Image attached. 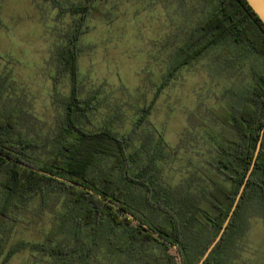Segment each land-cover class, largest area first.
<instances>
[{"label":"trees","instance_id":"1","mask_svg":"<svg viewBox=\"0 0 264 264\" xmlns=\"http://www.w3.org/2000/svg\"><path fill=\"white\" fill-rule=\"evenodd\" d=\"M97 1L64 9L53 0L74 20L53 58L55 88L61 77L70 87L58 98L60 110L46 141L22 133V114L3 97L0 84V227L24 222L20 215L27 211L34 216L49 212L44 240L32 248L58 264H178L173 246L182 264H198L218 236L261 139L231 220L202 263L230 264L233 244L245 235L249 220H264V24L245 0H200L202 16L176 47L161 87L211 51H221L227 66L243 59L258 66L252 68L251 86L231 93L228 106L211 110L221 126L211 134L215 155L198 169L200 176L172 187L161 179L162 136L156 138L148 128L139 135L149 106L139 109L125 134L106 126L87 129L94 105L93 97L80 93L78 43ZM139 136L140 144L132 149ZM26 247L22 243L4 253L0 243V264Z\"/></svg>","mask_w":264,"mask_h":264},{"label":"rangeland","instance_id":"2","mask_svg":"<svg viewBox=\"0 0 264 264\" xmlns=\"http://www.w3.org/2000/svg\"><path fill=\"white\" fill-rule=\"evenodd\" d=\"M56 1L65 9L84 0ZM93 6L77 60L81 96L93 97L87 129L106 126L125 134L139 109L149 106L139 135L148 128L156 138L162 136L161 179L174 187L200 176L198 169L215 155L211 134L221 130L211 110L228 106L231 93L251 86L252 68L258 65L243 59L227 66L221 51H211L181 67L161 87L176 47L202 16L201 1L98 0ZM73 20L53 0H0V84L3 97L20 110V129L29 138L46 141L60 110L58 98L69 93L66 77L54 86L53 58ZM35 215L27 211L20 215L24 222L7 221L0 227L4 253L22 243L28 246L6 264H58L32 248L42 243L51 221L47 211ZM230 261L264 264V220H249L245 235L233 244Z\"/></svg>","mask_w":264,"mask_h":264},{"label":"water","instance_id":"3","mask_svg":"<svg viewBox=\"0 0 264 264\" xmlns=\"http://www.w3.org/2000/svg\"><path fill=\"white\" fill-rule=\"evenodd\" d=\"M245 1H246L247 4L249 5V7L253 10V12L258 16V18H259V20L262 22V24H264V0H245ZM262 136H264V129H262V131H261V138H262ZM260 147H261V139H260V140L258 141V143H257L256 150H255V154H254V158H253V161H252L251 166H250V168H249V171H248L247 174H246L245 180H244V182H243V184H242V186H241V188H240V190H239V192H238V194H237V196H236V199H235V201H234V203H233V206H232V208H231V210H230V212H229V214H228V216H227V218H226V220H225V222H224V224H223V226H222V228H221V230H220L218 236H217L216 239L212 242V244L209 246V248H208L207 251L205 252L204 256H203V257L201 258V260L198 262V264H202V263L205 261V259H206V258L209 256V254L211 253V251H212V249L214 248V246H215V245L218 243V241L221 239V237H222V235H223V233H224V231H225V229H226L228 223L230 222L231 217H232V215H233V213H234V211H235V209H236V207H237V205H238V203H239V201H240V198H241L242 193H243V191H244V188H245V186H246L247 180H248V178H249V176H250V174H251V172H252V170H253V168H254V165H255L256 158H257V155H258V153H259ZM73 185L82 188V187L79 186V185H76V184H73ZM108 203H109L111 206H114V207H116L117 209L122 210V212H123L124 214H126L130 219H133V220H135V222L141 224V222H140L139 220L135 219L131 214L127 213L125 210L121 209V208L118 207V206H115L113 203H110V202H108ZM144 227H145V228H148L146 225H144ZM155 236L158 237L157 234H155ZM158 238H159V237H158ZM160 240H163V239L160 238ZM173 249L175 250V253H176V256H177L178 264H182V259H181V255H180V252H179L178 248L175 247V246H173Z\"/></svg>","mask_w":264,"mask_h":264}]
</instances>
